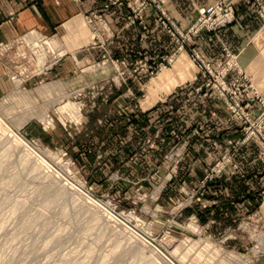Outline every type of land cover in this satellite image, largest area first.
<instances>
[{
    "label": "rangeland",
    "instance_id": "374dc122",
    "mask_svg": "<svg viewBox=\"0 0 264 264\" xmlns=\"http://www.w3.org/2000/svg\"><path fill=\"white\" fill-rule=\"evenodd\" d=\"M189 25L103 0L73 31L0 37V264H264V73L230 25Z\"/></svg>",
    "mask_w": 264,
    "mask_h": 264
},
{
    "label": "crops",
    "instance_id": "0c3cea01",
    "mask_svg": "<svg viewBox=\"0 0 264 264\" xmlns=\"http://www.w3.org/2000/svg\"><path fill=\"white\" fill-rule=\"evenodd\" d=\"M9 1V0H8ZM216 0H165V8L180 24L191 23L199 8L213 4ZM103 0H10L11 13L5 11L0 14V37L12 39L28 30L39 31L47 35H60L65 31H73L80 17L102 6ZM149 22L150 38L153 36L152 21ZM116 23L122 25V16H118ZM136 28L124 30L119 44L114 47L118 55L133 58L136 50L141 48ZM221 38L229 43L234 52H238L244 65L259 67L258 73H264V31L262 23L252 7L244 2L235 6V20L230 26L220 32ZM152 42V40L150 39ZM206 53L213 56L220 52V37L213 36L206 40ZM180 91V90H179ZM181 92V91H180ZM177 92V95L180 94ZM213 98H207L204 103L213 104ZM211 120V118H210ZM215 120L212 122L214 123ZM209 135H216L218 131L229 129L227 125H206Z\"/></svg>",
    "mask_w": 264,
    "mask_h": 264
},
{
    "label": "built area",
    "instance_id": "2783aa9c",
    "mask_svg": "<svg viewBox=\"0 0 264 264\" xmlns=\"http://www.w3.org/2000/svg\"><path fill=\"white\" fill-rule=\"evenodd\" d=\"M147 0H145L146 2ZM152 1V0H151ZM161 3L165 0H160ZM236 1L240 0H216L213 4L204 6L197 10V14L194 20L190 23L189 29L190 32L208 34L212 31H215L221 27H225L234 22L235 18V6ZM245 3L249 4L255 12L258 14L259 18L262 21V26L264 29V0H242ZM236 68L239 66L236 64ZM210 66L201 65L200 69L205 68L209 69ZM232 69V65L228 68V71ZM211 73V69H209ZM225 83V82H224ZM223 84V83H222ZM225 90V88L223 87ZM241 93V92H240ZM244 94H240L231 105L232 109L239 107L242 103L245 104V107H249V103H246V98H243Z\"/></svg>",
    "mask_w": 264,
    "mask_h": 264
}]
</instances>
